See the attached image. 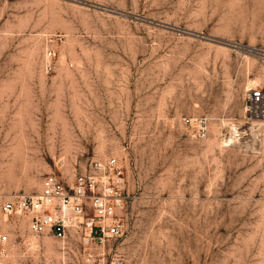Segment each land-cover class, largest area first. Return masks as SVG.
I'll return each mask as SVG.
<instances>
[{
	"label": "rangeland",
	"instance_id": "obj_1",
	"mask_svg": "<svg viewBox=\"0 0 264 264\" xmlns=\"http://www.w3.org/2000/svg\"><path fill=\"white\" fill-rule=\"evenodd\" d=\"M254 88L264 89V0H0L5 264H88L83 231L33 236L1 205L107 157L131 196L126 264H264ZM200 115L205 139L180 122Z\"/></svg>",
	"mask_w": 264,
	"mask_h": 264
},
{
	"label": "built area",
	"instance_id": "obj_2",
	"mask_svg": "<svg viewBox=\"0 0 264 264\" xmlns=\"http://www.w3.org/2000/svg\"><path fill=\"white\" fill-rule=\"evenodd\" d=\"M53 55L47 48L46 71L53 68ZM246 109L250 116L264 120L263 88L249 91ZM180 122L193 138L207 137V116L182 117ZM127 188L125 170L115 158L92 159L71 183L46 174L38 194H14L1 205V212L6 217H25L33 236L51 233L63 239L72 228L83 231L95 247H84L82 256L88 264H126L119 247L125 234L123 213L131 199ZM8 244L7 235L0 233V264L6 262Z\"/></svg>",
	"mask_w": 264,
	"mask_h": 264
}]
</instances>
